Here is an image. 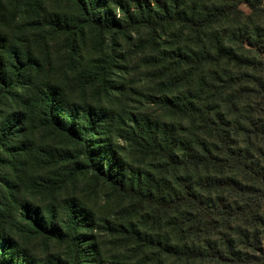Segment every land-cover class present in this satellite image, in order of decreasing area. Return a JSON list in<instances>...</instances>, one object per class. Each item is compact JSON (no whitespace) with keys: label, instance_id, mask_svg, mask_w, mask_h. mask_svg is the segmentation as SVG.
Returning <instances> with one entry per match:
<instances>
[{"label":"trees","instance_id":"obj_1","mask_svg":"<svg viewBox=\"0 0 264 264\" xmlns=\"http://www.w3.org/2000/svg\"><path fill=\"white\" fill-rule=\"evenodd\" d=\"M72 1L83 18L73 26L55 23L56 30L72 34L88 24L102 33L121 27L102 11L105 0ZM125 21V28L161 33L169 40L154 60L171 93L160 103L178 122L135 123L129 136L148 169L126 167L113 153L96 166L88 141L107 124L103 111L69 103L49 82H31L32 47L3 46L1 39L0 106L15 98L21 110L0 123V156L7 154L13 162L30 155L31 128H52L81 145L90 168L128 202L123 221L111 223L109 230L141 255L138 264H264L262 1L155 0L154 6L138 4L134 13L125 11ZM106 76L99 80L106 84ZM43 158L37 157L42 165ZM73 202L65 220L54 209L46 218L30 200L13 208L15 201H5L0 189V264H32L20 244L28 235L66 242L69 264H95L94 246L81 247L85 210ZM11 208L20 220L6 222Z\"/></svg>","mask_w":264,"mask_h":264},{"label":"rangeland","instance_id":"obj_2","mask_svg":"<svg viewBox=\"0 0 264 264\" xmlns=\"http://www.w3.org/2000/svg\"><path fill=\"white\" fill-rule=\"evenodd\" d=\"M261 1L264 5V0ZM138 4L154 6L155 0H105L100 3L102 11L119 21L121 27L101 33L86 24L71 34L56 30L55 23L73 26L83 18L72 0H0L1 43L32 47L36 64L27 72L31 82H49L61 90L69 103L90 106L105 114L103 123L107 124L91 134L88 141L96 153V166L103 159L111 160L109 153H113L126 167L147 170L129 140L135 123L174 120L160 103L171 93L165 88L163 73L154 60L169 43L168 36L125 28V11L134 13ZM241 8L250 12L246 4ZM102 75H107L106 84L99 80ZM20 93L26 95L24 90ZM19 110L18 99L10 98L0 106V123ZM80 120L84 123L83 116ZM28 141L33 147L30 155L13 162L7 154L0 156V189L5 201H15L13 208H16L23 200H30L42 208L46 218L49 210L54 209L60 220L67 218L68 208L76 201L84 208L88 223L81 247L94 246L95 264L118 259L138 264L141 255L130 252L123 246L122 238L109 230L111 223L123 221L128 202L90 168L82 155V146L63 133L42 127L31 128ZM37 157H44L43 165ZM2 183L11 189L2 188ZM13 208L7 211L6 222L12 217L20 220V214L13 213ZM22 239L21 247L32 264L71 261L66 242L32 235Z\"/></svg>","mask_w":264,"mask_h":264}]
</instances>
